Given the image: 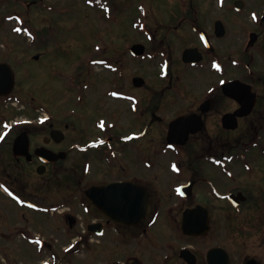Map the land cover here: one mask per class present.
Instances as JSON below:
<instances>
[{
	"label": "flooded vegetation",
	"instance_id": "flooded-vegetation-1",
	"mask_svg": "<svg viewBox=\"0 0 264 264\" xmlns=\"http://www.w3.org/2000/svg\"><path fill=\"white\" fill-rule=\"evenodd\" d=\"M87 3L104 13L116 8L114 0ZM173 7L155 28L132 24L142 37L130 46L138 44L141 53L132 55L128 42L123 47L134 61H156V88L139 74L132 91L116 84L126 71L106 60L105 69L122 79L100 94L92 85H66L55 111L32 95L22 103L12 70L14 88L0 96V216L10 207L18 215L16 236H29L32 214L48 216L50 206L33 202L37 196L5 177L7 169L47 184L50 177L62 195L70 177L76 203L102 232L84 231L95 242L85 248L92 258L104 255L105 264H209L218 247L233 264L222 243L226 228L245 244L237 264H264V0ZM111 101L122 110H113ZM22 104L26 114L41 115H19L12 107ZM68 172L73 175L65 177ZM6 236L0 230V240ZM209 238L217 243L204 246ZM216 262L224 264L223 256Z\"/></svg>",
	"mask_w": 264,
	"mask_h": 264
},
{
	"label": "rangeland",
	"instance_id": "rangeland-1",
	"mask_svg": "<svg viewBox=\"0 0 264 264\" xmlns=\"http://www.w3.org/2000/svg\"><path fill=\"white\" fill-rule=\"evenodd\" d=\"M13 1L17 2L13 5L0 0V63L9 64L16 72L17 87L14 93L22 103L29 102L32 95L36 103L47 102L45 107L55 110L62 105V100L58 97L60 90L66 85L77 83L73 74H77L80 84L98 87L99 94L106 90L104 86L110 87L118 81V78L123 80L116 84L126 85L127 89L132 91L131 80L138 74L145 79L146 85L156 88L154 84L160 83L157 80L156 61L138 62L124 55L123 47L126 46V42L130 45L141 41L142 36L136 33L131 27L132 24L140 17L149 28H155L156 23L171 17L170 12L173 11L175 3L178 6L190 2L193 5H203L212 0H155L154 2L114 0L116 8L107 17L99 7L91 9L87 4L90 0H42L38 7L31 5L30 9L25 4L37 0ZM125 3L128 7L123 10ZM141 12L146 14L144 18ZM101 46L103 47L96 51V48ZM37 55L39 58L32 60ZM92 59H97L98 65L92 64ZM106 60L113 61L114 66L120 63V67H124L126 72L122 78L119 77L122 76L119 71L105 69ZM88 90L96 91L95 88ZM94 100L95 98L91 99L88 105ZM111 102L113 110H122L121 102ZM24 107L22 104L12 108L17 112L19 110L23 112L19 115L24 117L31 114L35 119L37 115H41L38 112L26 114L29 108L25 104ZM81 108H87V105H77V109ZM132 119L131 114L124 116L125 122L130 123ZM18 171L7 169L3 175L14 178L17 187L21 189L26 186L37 196L32 199L33 202L50 207L62 204L65 207L60 212L64 215H59L60 212L53 214L51 212L48 216L33 213L30 223L27 224L30 227V234L26 238L20 235L21 238L16 236L19 233L13 229L22 223L18 221V215L13 218L15 213L11 207L3 210L0 216V230H3L7 236L3 238V241L0 240V264H41V262L55 264L60 259L53 255L62 256L63 249L72 245L76 239H79L76 242L78 245L81 238L85 237L84 231L92 223V219L85 216L76 203L77 194H73L71 186L73 181L70 177V190H67L64 185L65 192L62 195L59 189L52 187L57 182H51L50 177H47L50 181V184H47L43 177L34 174L31 179H27ZM69 174L73 175V172L65 173L64 176L68 177ZM27 184H30L29 187ZM0 193L3 195L2 192ZM67 196L75 198L74 200L69 198L74 203H69ZM1 199L4 201L3 196ZM65 214L75 218V224L72 227L69 226ZM37 235L39 238H44L46 243L36 241ZM235 235V232H229L226 228L225 238L222 241L224 246L231 250L233 264H237L240 257L247 252L240 247L245 245L242 243V238ZM106 239L107 237L99 239V245H103ZM30 243L32 246L29 245ZM88 243L95 244V242H82L79 245L84 247L78 246L80 253L76 256L68 254L63 260L64 264H105L107 259L104 255L98 258L90 256L85 248ZM215 243L217 242H211L209 238L208 244L204 246H212ZM246 244L249 245L250 242Z\"/></svg>",
	"mask_w": 264,
	"mask_h": 264
},
{
	"label": "water",
	"instance_id": "water-1",
	"mask_svg": "<svg viewBox=\"0 0 264 264\" xmlns=\"http://www.w3.org/2000/svg\"><path fill=\"white\" fill-rule=\"evenodd\" d=\"M134 50H138L136 46ZM13 88L12 73L7 65H0V94H7ZM207 228H204V230ZM227 261V260H226Z\"/></svg>",
	"mask_w": 264,
	"mask_h": 264
},
{
	"label": "snow or ice",
	"instance_id": "snow-or-ice-1",
	"mask_svg": "<svg viewBox=\"0 0 264 264\" xmlns=\"http://www.w3.org/2000/svg\"><path fill=\"white\" fill-rule=\"evenodd\" d=\"M17 31H18V29H17Z\"/></svg>",
	"mask_w": 264,
	"mask_h": 264
}]
</instances>
